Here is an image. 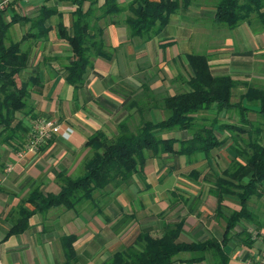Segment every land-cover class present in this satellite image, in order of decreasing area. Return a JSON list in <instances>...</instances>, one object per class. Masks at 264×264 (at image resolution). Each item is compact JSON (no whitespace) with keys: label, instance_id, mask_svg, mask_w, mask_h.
I'll return each instance as SVG.
<instances>
[{"label":"crops","instance_id":"crops-1","mask_svg":"<svg viewBox=\"0 0 264 264\" xmlns=\"http://www.w3.org/2000/svg\"><path fill=\"white\" fill-rule=\"evenodd\" d=\"M133 1L116 0L122 8ZM216 1L195 0L147 41L130 38L124 25L128 12L101 17L103 0L11 3L4 14L6 21L13 13L29 20L14 24L8 31V41L23 40L21 48L29 55L22 80L37 76L41 85L30 89L29 107L38 118L58 123L60 133L22 159L0 143V264H63L61 239L71 235L76 237V264H103L130 245L139 232L161 236L166 226L180 220L183 227L179 241L221 240L225 223L216 217V199L208 193V179L193 181L187 174H178L162 181L159 176L148 175L150 164L144 168L143 180L135 176L127 186L97 192L94 203H82L74 210L56 208L36 214L25 232L4 239L31 189L38 187L43 193L56 194L60 190L59 176H73L80 170L89 152L84 148L87 137L102 131L111 138L120 121L153 113L163 97L187 91V55L207 56L214 76L227 75L264 90V16L253 15L229 30L213 22ZM79 5L84 11L93 10L89 18L92 24L105 27L103 40L113 58H91L85 84L74 89L64 81L63 72L72 53L59 38L57 26L61 23L72 32L73 13ZM43 6L54 13L44 25L49 29L46 38L34 40L32 36L39 34V29L32 28V21ZM262 12L264 15V9ZM235 90L239 97L246 88L240 85ZM247 117L253 121L258 115L248 112ZM32 123L29 118L23 119L28 130ZM169 159L182 158L167 156L162 161ZM224 205L225 215L238 209L234 198H227ZM23 206L32 209L27 202ZM248 208L258 218L259 233L252 235L253 227L245 223L232 231L224 248L229 264H252L264 249V185ZM191 258V254L183 253L172 264H215L211 254L197 263L189 262Z\"/></svg>","mask_w":264,"mask_h":264},{"label":"trees","instance_id":"trees-1","mask_svg":"<svg viewBox=\"0 0 264 264\" xmlns=\"http://www.w3.org/2000/svg\"><path fill=\"white\" fill-rule=\"evenodd\" d=\"M73 1L79 3L80 0ZM103 1L101 17L128 12L124 25L130 38L147 41L159 35L173 15L187 10L195 0H135L125 8L120 7L116 0ZM214 8L213 22L229 30L237 28L253 15L264 16V0H217ZM6 11L0 13V143L17 154L29 138L23 119L35 121L38 118L28 104L30 89H38L41 85L37 76L22 80L21 75L29 66L28 52L21 48L23 40L8 41L9 29L16 23L29 20L13 13L6 21ZM53 13L44 6L40 9L32 21V28L39 29V34L32 36L34 40L46 38L49 29L44 25ZM92 14L93 10L84 11L79 5L73 13L72 32L61 23L57 26L59 38L67 43L72 53L63 72L64 81L74 89L85 84L91 58L107 61L113 58L103 40L105 27L92 24L89 19ZM186 60L190 70L186 80L187 91L163 97L156 104V108L167 113L166 118L151 121L143 119L141 114L135 131L130 130L129 119H124L117 124L116 134L111 138L102 131L87 137L84 148L89 152L81 163L80 174L75 177L60 175V190L56 194L43 193L38 187L31 189L18 207L16 218L4 239L25 232L30 218L36 214H45L56 208L74 210L82 203H94L97 192H104L109 187L127 186L135 176L143 180L144 168L151 159L162 161L164 157L176 156L185 157L187 162H196V157L208 160L214 151L228 145L235 157L227 168L215 174L208 188V193L216 199V217L223 218L225 223L221 240L179 241L183 227L180 220L166 226L161 236L139 232L130 245L123 246L103 264H172L183 253L192 255L188 260L192 263L201 262L206 254H211L215 264H229L224 248L232 231L245 223L253 227L252 235L259 233L258 218L248 206L252 198L260 195L264 185V90L235 81L227 75L214 76L205 55L189 54ZM240 85H245L246 90L238 102L233 103V90ZM232 111L238 114V124L221 122V116ZM248 112L256 113L262 124L250 120ZM205 113H212V118L204 116ZM172 131L187 132L190 136L186 139L168 137L167 133ZM224 131L230 135L221 137ZM187 177L197 181L199 172L191 169ZM227 198H234L238 209L225 215L224 201ZM24 202L32 209L24 207ZM75 240L72 235L61 239L63 264H76L78 261L73 248Z\"/></svg>","mask_w":264,"mask_h":264},{"label":"rangeland","instance_id":"rangeland-1","mask_svg":"<svg viewBox=\"0 0 264 264\" xmlns=\"http://www.w3.org/2000/svg\"><path fill=\"white\" fill-rule=\"evenodd\" d=\"M206 23L207 22H204L202 25L206 26L207 25ZM156 75H157V72H156ZM238 99L239 97L235 90L232 95L231 102H237ZM166 116H167V113L164 110H162L161 108H156V110L153 113L144 114L143 119L151 120V121H158V120L166 118ZM204 116L212 118V113H205ZM220 120L221 122L238 124V114L237 112L232 111L230 113L225 114L223 118H220ZM253 121L254 123L262 124V120L259 117L253 118ZM138 124H139L138 118H133L129 120L130 130L135 131ZM221 134H222L221 137L230 135L226 131L222 132ZM164 135L166 134H163V136ZM167 135L168 137H174L178 139H183V137L185 136L187 137L190 136L189 133L181 132V131H172L170 133H167ZM243 138H246V136L243 135ZM227 146H224L221 149L214 151L211 154V158L208 160H202V158L200 157L194 158V161L196 160V162H187L185 157H181L182 159H174V161L172 159H169L164 162L158 159H151L147 164V167L150 164L148 168V175L150 177L159 176V178L160 179L162 178L161 180L163 181L164 178L168 175H174V176L178 174L186 175L188 174L189 170L195 169L199 172V178H198L199 180L202 177L203 180L208 179V181L210 182L215 176V174L227 168L229 166V163L232 157H235V154ZM79 174H80V170L76 174H74L73 177ZM157 190H160V189H157ZM234 203L237 205L235 200H234ZM226 212L229 213V211H226Z\"/></svg>","mask_w":264,"mask_h":264},{"label":"built area","instance_id":"built-area-1","mask_svg":"<svg viewBox=\"0 0 264 264\" xmlns=\"http://www.w3.org/2000/svg\"><path fill=\"white\" fill-rule=\"evenodd\" d=\"M15 0H0V13L6 10ZM60 133V126L53 120L38 118L33 121L29 129L27 144L17 153V158L22 159L27 154L36 153L44 144ZM252 264H264V249Z\"/></svg>","mask_w":264,"mask_h":264}]
</instances>
